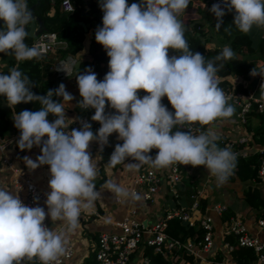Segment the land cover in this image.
<instances>
[{
  "label": "clouds",
  "instance_id": "1",
  "mask_svg": "<svg viewBox=\"0 0 264 264\" xmlns=\"http://www.w3.org/2000/svg\"><path fill=\"white\" fill-rule=\"evenodd\" d=\"M189 3L190 0H141L129 5L127 0H101L103 26L97 28L95 40L110 58V71L103 80H98L90 67L77 76L79 105L95 109L91 119L101 124L94 133L92 125L83 120L80 129L65 131V105L53 98L73 100L65 84L48 89L46 95L32 91L36 85L19 70V62L43 57L38 46L25 42L33 13L27 0H0V20L4 22L0 27V53L13 55L17 61L8 74H0V96L6 97L13 109L20 103H39L38 111L13 113L14 126L20 130L17 145L21 151L41 148L42 154L35 160L23 157L28 169L50 166L47 212L39 205H26L19 195L0 188V264H21L25 258L58 264L68 234L79 226L81 210L91 209L100 196L94 183L97 160L89 151L90 143L98 141L103 151L113 133H118L123 143L116 144L109 166L129 158L134 161L128 165L131 169L143 164L167 167L180 163L205 166L219 183L228 179L236 157L231 150L218 146L220 137L214 127L199 135L190 130L173 131L177 125H213L235 113L229 103L231 98L218 87L216 61L230 60L236 54L225 46L215 58L206 60L200 52L190 49L185 38L187 29L180 19ZM225 9L235 10L233 24L244 34L254 25L264 27V0L214 3L210 12L216 18L217 31L224 23ZM169 49L181 54L170 57ZM250 75L264 77V65H256ZM139 90L148 95L141 98ZM165 96L174 113L162 103ZM108 102L116 110L114 113L106 114ZM50 115L54 119L50 120ZM154 148L159 151L153 158L149 153ZM108 186L117 194L128 195L113 182ZM46 216L63 221L65 230L57 232L47 227Z\"/></svg>",
  "mask_w": 264,
  "mask_h": 264
},
{
  "label": "crops",
  "instance_id": "2",
  "mask_svg": "<svg viewBox=\"0 0 264 264\" xmlns=\"http://www.w3.org/2000/svg\"><path fill=\"white\" fill-rule=\"evenodd\" d=\"M97 2L96 8L93 9L91 2ZM209 0H190L189 6L184 10L180 19L183 20L184 25L187 26V31L197 24H201V32H203L204 49L208 51L214 48H220L229 46L234 53L247 60L253 61L256 65H264V54L258 49L261 39L264 37V27L253 26L248 36L251 40L253 51L250 53L237 51L232 48L229 38L224 36L221 30L217 31L215 28V22L208 21L207 19V3ZM75 9L83 14L84 20H79L80 29L78 33L84 34L83 26L81 22L85 24L87 30L91 32V41L95 37V32L98 27H102V20L100 11V0H71ZM128 4L140 3L141 0H127ZM62 8V7H61ZM63 9V8H62ZM55 13V4L49 9L48 14L53 15ZM89 50L85 55L80 56L81 61L85 60L87 66H99L100 69L95 70L98 80H103L105 75L110 71L109 69V57L103 45H97L94 52ZM65 47L59 46L48 53H46L45 59L51 62L52 78L55 81L56 88L61 83L65 84L66 90L73 96V100L63 101L61 97H58L65 105V120L66 123H71L77 119L80 115L78 109L81 96L79 93L77 83V73L74 74V54L69 52L63 53L62 50ZM176 55L173 50H169V56ZM9 58L14 59L13 55H6L0 53V74L3 69L8 66ZM222 61H217L216 65L220 71ZM15 67V66H14ZM62 70V71H61ZM217 79L225 80L227 85L234 87H242L247 91L252 92L256 97H264V89L261 86L264 85L261 76H249L244 78L241 75L233 73H225L224 75L216 73ZM138 95L142 98L145 94H141L140 90ZM162 103L167 106L168 110L175 112L170 101ZM234 106L232 102H229ZM6 105L7 101H6ZM235 107V106H234ZM116 110L111 107L107 109L106 114L114 113ZM13 114V113H12ZM249 116V117H248ZM246 121H241L236 114L228 119H220L214 122L213 125H200L199 123L191 124V129H186L183 125L181 128L183 131L190 130L193 134L199 135L206 132L209 127H214L216 133L219 135L217 141L218 146L221 148H227L231 150L234 146L238 149L247 150L249 153L256 152L261 145L256 144L253 141V128L259 123V119L254 115H248ZM11 119V114H9ZM186 125V124H185ZM101 125H93V132H97ZM5 138L12 140L8 143L4 151H0V157L6 155L10 158L13 166L19 168L25 174L32 178V180L38 184L41 188H49L50 180V166L43 165L35 170H30L24 164L23 157L29 156L33 160L38 156L35 147L31 150L21 151L17 145V140L20 136V131L14 124H11L8 130L2 135ZM246 138L242 143L240 139ZM232 143L228 146L223 141ZM121 141L118 139V133H113L109 137V142ZM235 144V145H234ZM234 145V146H233ZM100 144L98 141H92L89 146V151L92 154L93 159L97 160V176L94 180L96 185L97 180L103 178V181L96 185V189L100 192V196L94 201V206L91 209H82L79 217V226L68 234L66 243L73 245V254L64 264H84L86 257L93 252L94 243L97 235L102 231H113L118 228L117 222L121 221L130 210L135 211L136 218L141 224L148 228L158 219L167 216L175 209H189L194 198L197 197L200 203L204 205V208L194 210L193 217L197 218L201 215L211 216L213 220V238L212 246L207 251H200L194 256V261L184 264H203L205 258H212L216 260H222L225 264H236L231 258L230 251L227 250L224 241V234L233 219L239 220L245 227L247 233L264 239V228H261L257 224V210L251 207L244 199V190L250 186H256L259 188L261 195L264 197V184L255 180H239L233 181L226 180L223 183L217 181L216 176L210 174L205 166L183 165L176 163L180 170V179L175 184L168 182L169 166L167 167H155L150 164H143L139 169L129 168V163L134 161L131 158L125 162L117 164L112 167L109 166L108 161L102 159L99 153ZM234 147V148H235ZM156 156V155H155ZM154 156V157H155ZM153 157V158H154ZM153 167L159 177L158 191L154 194L152 200H144L141 197V192L144 189V185H139L137 190L139 194H131L132 177L135 173L144 168ZM12 172L6 166L0 163V188L15 193L11 185ZM109 182L115 183L117 186L123 188L128 195H121L115 193L114 190L109 188ZM216 204H223L225 209H230V219L222 220V214L215 211L214 206ZM39 205L45 208L47 212V205L45 201L38 200L36 206ZM223 213V212H222ZM100 214V215H97ZM49 222L50 229H55L57 232L64 231L65 226L63 221H52L50 217L46 216ZM138 257V253H135L132 257V262H135Z\"/></svg>",
  "mask_w": 264,
  "mask_h": 264
},
{
  "label": "built area",
  "instance_id": "3",
  "mask_svg": "<svg viewBox=\"0 0 264 264\" xmlns=\"http://www.w3.org/2000/svg\"><path fill=\"white\" fill-rule=\"evenodd\" d=\"M56 0H50L51 4L55 3ZM214 3H221L223 0H209L207 8L210 11ZM60 5L64 11H74V6L71 0H60ZM227 9H225L226 11ZM101 20L103 17V11H100ZM38 46L43 54L62 46L66 47L67 42L64 39H60L56 32L43 30L35 36L32 45ZM264 84V77H261ZM216 80L217 76H216ZM223 91L231 99L235 106V114L241 121H246L249 111L256 105L259 111L264 110V97H256L252 92L242 90L237 87L226 85ZM80 106V105H79ZM82 108V107H81ZM110 108V102L106 103V109ZM84 112L80 113L77 119L71 123H66L67 127L65 131L71 129H80L82 127L80 121H86L91 125H101L97 121H93L91 117L95 114V109H84ZM52 120L51 118H49ZM186 129H191V125H184ZM47 139V137H45ZM246 138L239 140L240 143L244 142ZM12 140L3 137L0 134V151H4L6 145ZM223 141V140H222ZM228 146L232 143L223 141ZM235 145V144H234ZM233 145V146H234ZM38 155H41V148L34 146ZM235 147V146H234ZM232 148L231 152L236 155L246 156L249 154L247 150L238 148ZM256 152H261L257 177L255 180L264 184V145H261ZM0 163L3 166L9 168L12 172L11 185L15 191V194L21 197V200L30 207H35L38 200L46 201L50 190L41 188L36 184L31 177L21 171L19 168L13 166L12 161L6 155L0 157ZM180 179V170L176 163L171 164L168 172V182L175 184ZM159 177L156 170L153 167H144L138 170L132 177L131 194H139L137 187L144 185L141 197L144 200H152L154 194L158 191ZM39 197L35 200L34 197ZM200 209V201L197 197L194 198L189 209H175L173 212L165 217H162L155 221L150 227L145 228L141 222L136 218L135 211L132 209L128 214L119 222H117L118 228L113 231H102L97 235L94 243L93 253L97 264H152L149 255L144 253V247L149 246L153 252H160L164 257L170 258L171 252L174 248L184 247V249L193 254L197 255L200 251H207L212 246L213 238V220L211 216L201 215L200 217H193V211ZM214 209L217 213L222 214L225 210L223 204H216ZM100 215V214H97ZM175 218L181 224L188 226H199L203 230L202 237L194 241L190 238L183 243L177 238H171L167 234V223L168 219ZM45 225L50 228L49 222L45 219ZM257 224L259 227L264 228V218L258 217ZM233 231L238 234V244L247 246L253 249L255 252V258L250 260L247 264H264V239L247 233L243 224L233 219L230 223L226 232ZM225 246L228 251L232 249V246L225 242ZM65 251L60 256L58 264H64L73 254V245L70 243L64 244ZM135 253H138V257L135 262H132V257ZM21 264H42L38 258H33L31 261L25 258L21 261ZM203 264H225L222 260H214L212 258H205ZM237 264V263H236Z\"/></svg>",
  "mask_w": 264,
  "mask_h": 264
},
{
  "label": "trees",
  "instance_id": "4",
  "mask_svg": "<svg viewBox=\"0 0 264 264\" xmlns=\"http://www.w3.org/2000/svg\"><path fill=\"white\" fill-rule=\"evenodd\" d=\"M97 2L98 1L93 3L91 2L93 9L96 8ZM27 3L28 7L34 5L33 10L35 14L43 20L44 26L46 27L47 31L56 32L60 39H64L67 42L65 49L62 50L63 53L69 52L70 54H74L81 47L82 34L78 33L77 30L81 27L79 24V20H84L82 13H80L75 8L72 12L64 11L61 8L60 0H56L54 3L55 13L53 15L48 14L49 9L52 7L50 0H27ZM226 13L227 14L223 18L224 23L220 28L221 32H223L224 36H226L227 39L229 38L231 46L235 50L241 51V53L242 51L247 53L252 52L253 48L248 34L240 32L233 24L235 10L233 9V11L231 12H227L226 10ZM207 19L208 21H214L215 23L217 22L214 14H212L209 10L207 12ZM3 24L4 22L0 24V27H2ZM201 27V24H197L189 31L185 32L186 41L193 52H200L206 57V60L213 59L222 52L223 47L205 51V40L203 38L204 33L200 31ZM28 28L29 25L27 26V30ZM225 28H229V31L226 32ZM34 38L35 37H31L29 35L25 42L29 46H31ZM97 45L99 46L100 44L96 42L94 37L90 46L91 53L94 52ZM258 49L264 54V37L261 39ZM173 51L176 55L181 54L179 51ZM45 57L46 54H43V57L41 59L19 62V70L29 76V78L36 85L32 88V91L37 95H46L48 89H57L55 81L51 76V62L46 60ZM9 59L10 60L8 66L2 70L1 74H8L9 69L17 65V61L15 60V58ZM221 65V70L218 71V74L224 75L225 73H233L241 75L244 78H249L251 70L256 67L254 60L247 61L237 55H235V57L230 60H223V64ZM89 67L92 68L93 71L100 69L99 66H87L85 60H82L77 76L83 73ZM217 84L218 87L223 89L224 87H226L227 82L225 80H220L219 82H217ZM239 89L245 90L242 87H240ZM140 93L148 95V93L144 90H140ZM53 98L58 99V97L55 96ZM162 100L167 101V97H163ZM78 109L80 113L84 112V110L80 106H78ZM23 110L38 111L40 110V105L37 102L20 103L13 109L12 107L6 105V97L0 96L1 135H3L8 130L11 124H14L12 113H19ZM9 114H11V119L9 118ZM248 115H254L259 119V123L253 128V141L256 144L264 145V110L259 111L256 105H254L253 108L249 111ZM49 118L54 119V117L51 115L49 116ZM176 130H182V128L177 125L173 129V131ZM117 143L122 144L123 141L121 140L109 142L108 145H105L103 147V151H101L100 147L99 153L103 160H109ZM158 151V149L154 148L149 153V155L154 157L158 153ZM261 156V152H251L246 156L236 155L235 167L227 180L233 181L235 179H256ZM102 181L103 178H100L99 180H97L96 185H99ZM244 199L251 207L258 211L256 215L257 218H264V197L261 195L258 187L250 186L249 188L245 189ZM200 207L201 209L204 208L203 203H200ZM231 212L232 211L230 209H225L222 213V220L230 219ZM167 234L169 235V237L177 238L184 243L187 238H190L194 241L199 240L203 235V230L199 226H188L185 224H181L175 218H170L168 219L167 223ZM237 238L238 234L233 231H229L224 234V241L228 242L232 246L230 255L234 262H236L237 264H247L250 260H253L255 258V252L250 247L239 245ZM144 253L149 255L152 264H184L185 262L191 263L194 261L193 254L187 252L183 246L174 248L171 252L172 255L170 258L164 257L160 252H153L152 248L149 246L144 247ZM84 264H97L93 252L85 258Z\"/></svg>",
  "mask_w": 264,
  "mask_h": 264
},
{
  "label": "water",
  "instance_id": "5",
  "mask_svg": "<svg viewBox=\"0 0 264 264\" xmlns=\"http://www.w3.org/2000/svg\"><path fill=\"white\" fill-rule=\"evenodd\" d=\"M34 5L29 6V9L32 11L33 13V21L29 24V28L28 31L30 33L31 37H35L36 35H38L41 31L46 30V27L44 26L43 20L37 16L33 10ZM3 21L0 20V24ZM81 25L83 26L84 29V36L83 39L81 41V47L74 53L75 56V62H74V74L79 72V66L81 63V58L80 56L85 55L88 50H89V46H90V41H91V32L87 30V27L85 26V24L83 22H81ZM187 28V26H185ZM80 54V55H78Z\"/></svg>",
  "mask_w": 264,
  "mask_h": 264
}]
</instances>
